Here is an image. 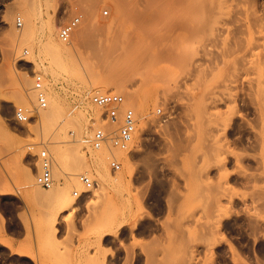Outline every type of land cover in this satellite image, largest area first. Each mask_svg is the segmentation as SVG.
I'll list each match as a JSON object with an SVG mask.
<instances>
[{
	"label": "rangeland",
	"instance_id": "rangeland-1",
	"mask_svg": "<svg viewBox=\"0 0 264 264\" xmlns=\"http://www.w3.org/2000/svg\"><path fill=\"white\" fill-rule=\"evenodd\" d=\"M96 92L134 111L125 149L93 147L120 126ZM43 150L48 190L23 179ZM0 192V264H264V0H0Z\"/></svg>",
	"mask_w": 264,
	"mask_h": 264
},
{
	"label": "built area",
	"instance_id": "built-area-1",
	"mask_svg": "<svg viewBox=\"0 0 264 264\" xmlns=\"http://www.w3.org/2000/svg\"><path fill=\"white\" fill-rule=\"evenodd\" d=\"M106 14V13H104ZM78 24V19H73L64 24L59 29V38L67 43ZM17 27H21L22 23L19 19L16 21ZM33 91L36 95L37 107L44 109L46 107L45 89L43 85V77L39 74L33 75ZM91 102L102 109H104L103 121L116 124L120 121V126L116 129V132L105 133L101 128L95 130L92 144L95 149H99L101 146L109 141L113 147L125 149L133 138L135 133L137 119L135 113L130 108H125L124 98L116 93L96 92L91 97ZM31 111L24 107H18L14 109V120L18 123H25L29 121V114ZM120 117V118H119ZM37 163L39 165V171L35 176V184L48 190L53 187L54 181L51 174V159L47 151H40L37 155ZM111 166L113 169H119V164L112 161ZM79 181L86 188H90L92 183L86 176H80Z\"/></svg>",
	"mask_w": 264,
	"mask_h": 264
},
{
	"label": "bare ground",
	"instance_id": "bare-ground-1",
	"mask_svg": "<svg viewBox=\"0 0 264 264\" xmlns=\"http://www.w3.org/2000/svg\"><path fill=\"white\" fill-rule=\"evenodd\" d=\"M111 27V26H110ZM81 28V27H80ZM111 28H113V27H111ZM79 29V28H78ZM108 30L110 31V28L108 27ZM112 30V29H111ZM78 31H80V30H78ZM27 33H26V31H24V33H22V34H20L21 36H25ZM28 35V34H27ZM29 35H30V32H29ZM27 37V36H26ZM104 39V38H103ZM108 41V38H106V39H104L103 41H102V44L100 45V49L98 48V47H94L93 48V46L92 45H90V49H91V51H93V52H99V51H105V48H104V43L105 42H107ZM109 42V41H108ZM92 47V48H91ZM62 51H63V53H65L66 54V56H67V60H69V63H70V66L76 71V72H81L82 73V71L83 70H86V71H93L94 69H96L97 68V63H94V62H90L88 59H83V61H82V63H80V64H77V63H75V56L71 53V51H70V46L69 45H67V44H62ZM79 56H81L82 57V53L80 52V54H79ZM32 72V71H31ZM29 77H31V74L29 73V75H28ZM101 119V116H99L96 120H100ZM83 129V128H82ZM88 128L86 127V126H84V130L82 131V132H80V139L81 140H83V141H85L88 137H89V133H88ZM59 165L57 164V167H58ZM245 173V172H244ZM65 174V173H64ZM24 176L25 177H23V179L25 180V182H26V184L30 187H32L33 185H35V182H34V176H35V173H34V171H33V169L32 168H30V167H26L25 166V173H24ZM21 181H23L22 180V178L20 179ZM24 182V183H25ZM92 188H91V190H93V191H95V190H97V188H98V185L95 183V184H93V186H91ZM67 198H69V204H72V203H74L75 201H74V199L73 198H71V196L70 195H68L67 194Z\"/></svg>",
	"mask_w": 264,
	"mask_h": 264
},
{
	"label": "crops",
	"instance_id": "crops-1",
	"mask_svg": "<svg viewBox=\"0 0 264 264\" xmlns=\"http://www.w3.org/2000/svg\"><path fill=\"white\" fill-rule=\"evenodd\" d=\"M0 197H6V195L5 194H1V192H0ZM15 204L19 205V203H16L15 200L14 201H9L7 198H3L1 200V207L3 208V210L5 209L4 210V212H5L4 216L5 217H12V220H13V218L16 216L17 213H13V209H11V208H13L15 206ZM64 234H65V229H63L61 227H58V233H57L56 239L57 240H59V239L62 240V237H63ZM12 245H13L12 247L15 248L17 244L13 242ZM31 264H34V263L32 262Z\"/></svg>",
	"mask_w": 264,
	"mask_h": 264
}]
</instances>
